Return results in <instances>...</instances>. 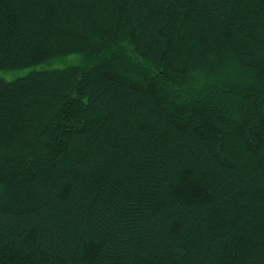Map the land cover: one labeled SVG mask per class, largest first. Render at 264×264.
Returning a JSON list of instances; mask_svg holds the SVG:
<instances>
[{
  "label": "trees",
  "instance_id": "trees-1",
  "mask_svg": "<svg viewBox=\"0 0 264 264\" xmlns=\"http://www.w3.org/2000/svg\"><path fill=\"white\" fill-rule=\"evenodd\" d=\"M0 264H264V0H0Z\"/></svg>",
  "mask_w": 264,
  "mask_h": 264
},
{
  "label": "rangeland",
  "instance_id": "rangeland-1",
  "mask_svg": "<svg viewBox=\"0 0 264 264\" xmlns=\"http://www.w3.org/2000/svg\"><path fill=\"white\" fill-rule=\"evenodd\" d=\"M3 72V71H1ZM27 71H16V72H12V73H8V72H4V73H1L2 76H4L5 78H14V77H17L19 75H23L24 73H26Z\"/></svg>",
  "mask_w": 264,
  "mask_h": 264
}]
</instances>
